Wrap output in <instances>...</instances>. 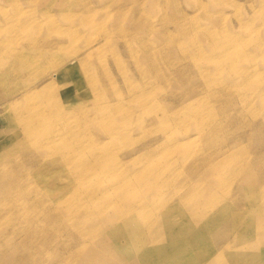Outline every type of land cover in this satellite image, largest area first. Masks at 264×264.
<instances>
[{"label": "rangeland", "instance_id": "rangeland-1", "mask_svg": "<svg viewBox=\"0 0 264 264\" xmlns=\"http://www.w3.org/2000/svg\"><path fill=\"white\" fill-rule=\"evenodd\" d=\"M42 39H48L52 53L33 76L16 75L20 64L13 61L39 54ZM65 65L73 68L76 89L63 93L55 75ZM33 81L37 95L22 103L16 102L18 95L2 98L6 87L26 88ZM49 84L55 86L47 92ZM11 102L16 103L8 108ZM143 103L146 107H140ZM92 107L103 111L76 122L71 117L75 109ZM16 120L20 125H13ZM262 120L264 0H0V251L10 250L0 264H20L18 256L24 264H124L120 260L128 258L127 264H135V257L155 264L161 240L150 236L157 234V224L132 218V213L149 212L145 207L133 211L138 204L132 203L143 195L136 173L170 179L171 185L152 198L162 205L177 202L193 179L177 163L189 152L223 154L229 145L232 154L249 150L222 164L228 175L242 170L260 144L256 168H264V126L254 128ZM25 122L31 123V135ZM202 122L206 131L220 129L204 135L198 130ZM76 123L92 124L81 163L102 162L83 185L74 183L76 167L68 170L76 164V146L82 145L73 133ZM161 137L170 141L155 153L165 143ZM181 143L193 149L177 152ZM144 150L152 155L139 164L135 158ZM123 163L133 172L125 189ZM236 182L220 186L219 202L229 199L231 188L243 212L264 201V190L243 199ZM93 192L105 199L76 197ZM220 207L240 214L227 202ZM249 218L241 217L242 228ZM121 226L151 235H137L126 244L117 232ZM257 246L247 240L232 257L264 264Z\"/></svg>", "mask_w": 264, "mask_h": 264}, {"label": "bare ground", "instance_id": "bare-ground-1", "mask_svg": "<svg viewBox=\"0 0 264 264\" xmlns=\"http://www.w3.org/2000/svg\"><path fill=\"white\" fill-rule=\"evenodd\" d=\"M40 44L42 45V47L39 54H36L35 56L24 55L22 58L14 60L13 62L17 65L20 64V67L17 69L16 73L14 72V70L11 71V73H15L18 76H33L32 71L36 68L38 69L42 65V63L40 64V62L43 61V58L53 51L52 45L50 44V42H48V39H42L40 41ZM206 44L207 43H203L202 45L204 46ZM72 73L73 68L70 67V65H65L55 75V83H59L60 85H62L63 93L74 91L76 89L75 85L71 83L72 80H70V75ZM41 76L42 75L40 74V77ZM37 81H33L26 88L20 87L18 89H15L12 86H8L2 93V98L6 101H10L18 95L19 99L16 102L22 103L30 96H35L38 94L36 90ZM54 86V84H49L45 87V91L50 92ZM141 96H144V94ZM16 102L9 103L7 107H13V104ZM53 106L56 108V110L59 109L58 104H52V108ZM143 106L146 107V103L140 105V107ZM102 111L103 109L101 107L89 108L87 112L75 109L74 111H72L71 117L76 122L80 118L88 119L87 115L90 113L96 114L102 113ZM19 119H22V116H19ZM262 122H264V120L255 123L254 128L256 131H260L262 125L264 126V123ZM13 125L17 126L20 125V123L18 120H16ZM91 125L92 124L90 123L86 124L84 127H81L76 123V128L73 132L75 136L81 137L82 139V145L79 142L81 146H76V149L79 150L74 152V154L77 156L76 164H71V166H68L69 171H71L72 166H75L76 174L79 173V175H77V177L75 178L74 183L76 185H83L84 183H86V180L89 178L91 179L93 173H95V171L102 166V162L100 161V159H90L89 161L81 163V160L86 156L85 150L87 149V147L83 145V142L89 138L88 133L89 127H91ZM199 125L200 127H198V130L204 135L207 134L208 131V135H213L220 129L217 126L212 127L211 129H208L206 131L207 128H205V123L202 122L199 123ZM31 127V123L25 122V131L28 130L30 135L32 134ZM169 141V139L166 140L164 137H161V142L165 143L161 144L159 146V149H154V152H158L160 148L162 146L164 147ZM75 144L77 145V143ZM190 146L191 145L188 143L177 144L176 151L180 152L182 150H187L189 152L191 149H193V147ZM231 149V145L227 146L223 154L216 150L209 152L204 151V153L202 150L201 153H198L197 151L194 152V154L192 152H189L185 158L181 159L179 162L177 161L179 166H181L182 168L184 167L193 174V179L190 181V183H188V185H186V190L183 196L179 197L178 201L172 204H170L168 201L161 205V203L156 204L152 200V198H154L156 195H159V192L161 190L171 185L170 179H162V177H156V179L150 180L146 178L144 170L137 172L135 183L141 186V188L143 189V195L138 200V203H132L138 204L134 208H132L133 211H136V208L141 209V207H145L142 210H147L149 212H144V214H142L141 211H139V213L137 214L132 213V218H135L134 216H137L136 218H143L149 221L152 220L153 224H157L153 227V229H155L156 227L157 234L151 235L150 233L147 234L145 232L134 234L130 233L129 227L121 226L119 229H117V232L123 239H126V241H128L126 242V244L130 242L131 238H134L137 235L147 234L148 236L151 235L150 237H152V239L161 240V245H159L157 248L154 247L158 251L154 253L159 259L155 264H255L256 262L247 261L243 257H232V252L241 247L247 240L253 239L254 244L258 245V252L263 256L262 260H264V201L262 199L260 201H254V204L252 206L253 208L249 212H243L236 206L239 205V200H237L239 202L238 203L237 201H235L236 198L232 199L231 188L226 194V196H230L229 199H222V201L220 202H227L228 207H230V204L235 205L236 209L240 211V214H228L229 210H226L224 208L221 209V207L217 208L218 203H220L218 199L222 194H218V190L221 188L220 186H222L224 182L228 180L232 181V179H235L237 181L236 183L237 186H239L241 189L243 199L249 193H257L258 191L263 193L264 175L261 176L260 174L264 172V168H262L261 166H257L256 168V164H259L261 162V157L258 155L262 152L263 147L260 144L255 146L253 152L251 153L252 157L250 159V162L248 161L245 164V167L242 168V170L234 171L233 174L232 171H230L228 175H224L222 172L223 163L226 164L232 159V157H235L237 153L239 155L250 154L249 150H240L232 154ZM138 154L140 155L135 159L137 163L139 162V164L147 162L149 156L151 157L152 155L151 153H149V151L146 150H144L143 152H139ZM126 157L130 156L128 155ZM221 157L222 159L219 160ZM32 162H36L32 163L33 166L37 165L36 160ZM122 166L125 177L123 178L122 182V184L125 186L122 187L125 189L129 185V179L126 177H128L130 173L133 172L128 171L127 167L130 166L126 165V163H123ZM114 188L118 187L112 186V189ZM76 197H81V200L88 199L90 201H93L99 199L100 201H102L103 199H105V194L101 193L98 195V193L93 192L85 193L82 195L81 193H78ZM123 201V203L126 202L125 200ZM203 206L207 208H203ZM244 214H248L250 218L242 228L240 226V223L242 222L241 217ZM126 216H128V213H126ZM129 217L131 216L129 215ZM254 221L256 222L253 223ZM150 229L151 228H149L148 230ZM172 240L177 241L172 243ZM169 241H171V243H168ZM115 244L116 246H120L117 245V242ZM136 246L140 247L141 245L137 243ZM241 251L242 250H240L239 252ZM8 252H10L9 249L0 251V256L2 254L7 255ZM256 253L257 251H254V254ZM253 258L254 256H251L250 259ZM17 259H19L20 264H24V258L22 256H18ZM128 260L131 259L128 258ZM128 260L121 259L120 263L127 264V262H129ZM133 263L145 264V258L135 257L133 259Z\"/></svg>", "mask_w": 264, "mask_h": 264}]
</instances>
